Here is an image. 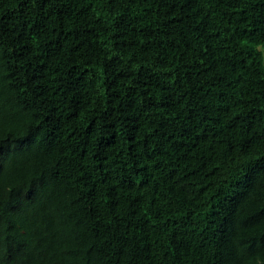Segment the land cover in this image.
Wrapping results in <instances>:
<instances>
[{
    "label": "trees",
    "instance_id": "obj_1",
    "mask_svg": "<svg viewBox=\"0 0 264 264\" xmlns=\"http://www.w3.org/2000/svg\"><path fill=\"white\" fill-rule=\"evenodd\" d=\"M0 145V264H264V0H0Z\"/></svg>",
    "mask_w": 264,
    "mask_h": 264
},
{
    "label": "snow or ice",
    "instance_id": "obj_2",
    "mask_svg": "<svg viewBox=\"0 0 264 264\" xmlns=\"http://www.w3.org/2000/svg\"><path fill=\"white\" fill-rule=\"evenodd\" d=\"M10 147H11V146H8V148H10ZM6 150H7V149H6L5 146L0 145V156H3V154L5 153Z\"/></svg>",
    "mask_w": 264,
    "mask_h": 264
}]
</instances>
